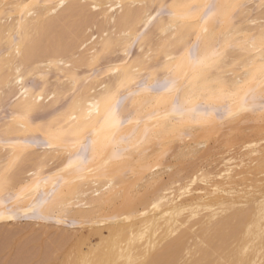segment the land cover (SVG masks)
<instances>
[{
    "label": "bare ground",
    "instance_id": "bare-ground-1",
    "mask_svg": "<svg viewBox=\"0 0 264 264\" xmlns=\"http://www.w3.org/2000/svg\"><path fill=\"white\" fill-rule=\"evenodd\" d=\"M212 2H228L238 6L234 10L230 23L219 22L218 16H211L206 22L197 17L164 32L161 31V23L167 24L169 18L163 17L162 21H157L155 25L150 26V31L141 42L131 43L135 39L137 31L143 30L141 23L145 19V13L153 4L184 3L203 6ZM26 5L29 7L26 8ZM30 11L34 15H29ZM91 29H94L95 32H91ZM88 32L92 34L89 33V35ZM125 33H131V37H125ZM262 33H264V0H0V109L5 106L4 102L7 101H9L10 108V112L8 111L10 114L7 112L8 118L2 122V119L0 120V141H13L21 138L11 116L25 103H31L32 98L42 90L45 94L42 103L46 108L48 106V111L53 109L49 108L50 106L55 108L62 97L65 99L66 94L69 95L73 91H75L77 99L83 98L91 102L99 99L106 87L115 88L120 80L125 78V74L133 68L140 70L137 78L144 74L158 80L170 77L172 73L168 69L175 61L170 63L168 56L179 57L194 47H198L201 56L211 55L214 51L220 52V56L216 63L210 67L202 68L191 67L185 57V71L202 72L207 77V82L220 81L231 91L237 92L235 102L229 101L232 110L235 111L243 96L239 84L246 79L245 73L249 71L253 62L259 63L258 46ZM253 39L256 40V48L252 47ZM106 41H120L121 46L118 49L113 48L111 51H105ZM124 45H130L128 55H124ZM134 45H137L136 53L132 52ZM142 48L143 51H141ZM17 49H19V53ZM119 51L123 56L121 54L120 57V54L119 56L116 54ZM93 54L97 57L94 64L92 63ZM108 54L110 55L108 56ZM113 54L117 55V57L114 56L116 59ZM105 59L110 61L106 62V60L105 63ZM61 60L64 61L63 64L59 63ZM69 64L71 68L68 67ZM73 76L76 78V82L70 83V78ZM31 78L34 80H30ZM52 81L54 82L52 83ZM50 83L52 87L49 86ZM129 88L134 89V85H129ZM121 92L126 95L124 89H121ZM54 94L55 99L50 102L48 97ZM60 96L62 97L60 98ZM144 99L145 95L142 94L128 99L122 105V115L131 111L133 123H126L123 128L119 129L115 140L111 143L102 141L98 145L94 159L89 165L94 169L92 176L86 180L78 181L71 191L67 187L61 189L67 193L68 198L67 207L63 213V219L67 221V224H57V227L68 229L71 226L72 230L77 231L89 229V234L83 236L80 232L82 237H79L78 233L74 231L77 233L75 234L78 238L76 240V236L72 235V230L65 231L64 238L70 239L75 236L74 239L78 242H76V247L73 244L72 254L67 258L63 255L65 259L61 258L60 263L78 264V262L87 260L91 264H128L129 256L136 258L147 253L156 264H218L223 261H227L228 264H232V262L235 264H264V200L262 197H259L260 202L256 200L258 198L256 197V202L253 201V204L250 205L251 203L240 202L241 198L237 202V199L232 195L234 200L231 198L230 201L232 204L236 201L239 206L234 203L233 207H229L232 206L229 204L227 205L228 210L222 211L221 207L217 206L222 199L220 198V203L217 202L218 200L215 201L217 202L215 207H218L216 209L212 204L214 203L212 195L194 198L187 192L188 190H185L179 194L177 201H167L158 194L157 199L161 198L158 201L156 199L158 203H154L155 207L152 206L154 204H148V206L146 203L144 205L146 209L143 215H147L144 217L141 215L143 218L140 217L142 222L140 227H135L133 218H131L142 197L147 195L148 186H154L155 183L162 181L160 180L163 178L162 174L175 167L172 162L176 161H170L167 156L172 155L175 160L176 157L185 159L187 156L198 159L199 154L205 156L210 154V147L208 148L207 144L211 138L216 139L220 129L223 132H220L217 138L220 139L221 136L226 135V140H224L225 137L222 140L225 141L224 145L227 146V149L235 147L238 140L241 142L247 140V145L253 148V142L249 141L250 131H253L252 133L255 135H261L264 133V125L252 126L255 128L258 126V128L251 130L250 127L253 123L248 120L251 118L250 120L264 121V114L257 110L241 112L235 119L228 118L226 114L224 119L214 116L212 123L208 125L196 122L185 123L182 136L177 134L157 138L155 131L159 126L168 125L170 127L179 118L173 119L171 116L167 120L160 118L165 113L172 111L171 96L168 93H164L160 97L165 102L158 105L155 104L157 99L155 96L149 98L152 102L148 104L143 103ZM57 106V109L53 110V115L61 124L67 126L80 122L82 113L79 110H73L71 100L67 99L66 104ZM217 106L221 107L222 105L218 104ZM73 116L76 117V120L72 119ZM96 119V115L93 114L92 121L95 122ZM243 119L247 120L250 127L244 124L246 120L242 122L243 125L240 124ZM136 120L140 121L139 125L135 123ZM258 122L260 123V121ZM224 125L226 128L231 127L232 129H225ZM241 125L242 127L248 126L247 136L246 134H244L245 136L243 134L236 135V130L237 132L239 130V133L248 130L247 128L240 129L238 126ZM145 129L150 130L147 137H145ZM227 130L231 131L228 132L230 134L227 133ZM215 133L217 136L212 137ZM231 133L239 136L236 138ZM241 135L243 136L239 139ZM121 137H132L131 144L141 140L143 143L139 148L131 147L130 144L117 143ZM222 140L220 139V141ZM223 146L221 144L218 148ZM34 147L17 146L16 153L20 159L12 173V180L16 190L25 185H34L39 181L41 187L36 195H40L50 191L54 181L63 183L56 173L60 168H63L66 160L63 155H58L52 149L42 146L37 150ZM126 148L127 151H125ZM4 152L5 154H3ZM11 154L12 149L0 143V167ZM247 155H249L248 159ZM206 158L208 157L206 156ZM258 159L262 160L256 162ZM249 161L260 163V173L261 169L264 171V146L252 151L251 154H245L238 158L235 162L237 166L234 165L231 171L248 164ZM50 162L51 165H49ZM53 163L56 166L52 167ZM251 164L248 166L252 167ZM244 168L245 171L246 167ZM259 169L257 170L259 171ZM181 170L178 169V172ZM242 171L239 172L242 173ZM258 171L254 174L256 175ZM233 175H228V178L232 176V185L236 182L234 179L236 176L233 177ZM242 176L237 175V178ZM49 177L52 179L49 180ZM45 180H48L47 185L44 184ZM246 180L243 182L246 183ZM254 181L253 183L256 182ZM229 182L228 179V184ZM232 185L230 184V186ZM239 185L234 187L240 188ZM243 185L241 184V187ZM248 185H250L249 182ZM261 186L257 185L256 188ZM142 187H145L144 191H142ZM245 187L246 185H244V189ZM157 188H162L161 182L158 183ZM227 192L224 191L220 194L227 195ZM242 192L241 194H243ZM244 194L247 195V192ZM218 195L217 198L220 196ZM250 195L252 197L253 193L251 192ZM159 200L164 202L159 203ZM222 204L219 206H223ZM162 205L165 206L162 207ZM45 221L37 219L32 224L45 225ZM46 228H43L42 231L46 232ZM105 229L108 234L104 233ZM92 231L101 235L100 243L97 246L91 243ZM142 232L144 233L143 239H139ZM157 232H160L161 235ZM69 234L72 236L70 237ZM67 236L69 237L67 238ZM63 237L61 236L62 240ZM134 237L137 238L134 239ZM71 241L73 240L71 239ZM130 241L133 243L130 244ZM10 248L12 249V247ZM68 252L70 253V251ZM68 252L67 254H69ZM27 257L29 258V255ZM44 258L46 259V256ZM39 259L41 260V257Z\"/></svg>",
    "mask_w": 264,
    "mask_h": 264
},
{
    "label": "snow or ice",
    "instance_id": "snow-or-ice-1",
    "mask_svg": "<svg viewBox=\"0 0 264 264\" xmlns=\"http://www.w3.org/2000/svg\"><path fill=\"white\" fill-rule=\"evenodd\" d=\"M25 7L29 6L26 5ZM236 7L238 6L228 2H212L203 6L184 3L153 4L145 13V19L141 23L143 30L137 31L135 39L131 43L141 42L150 31V26L155 25L157 21H162L163 17L169 18L167 24L161 23V31L167 32L176 25L197 17L206 22L211 16H218L219 22L230 23ZM29 15H34V13L30 11ZM124 36L130 38L131 33H125ZM120 46V41H106L104 48L105 51H111ZM129 46L124 45V55H128ZM252 47H257L255 39L252 41ZM258 51L260 52L259 63L253 62L249 71L245 73L246 79L239 84L243 96L235 111L232 110L229 101L235 102L237 92L231 91L220 81L207 82V77L202 72L185 71V57L193 68L210 67L217 62L220 52L214 51L211 55L201 56L198 47L189 49L187 53L181 54L179 57L169 55L168 61L170 63L175 61V63L168 69L172 75L164 80L153 79L147 74L137 78L140 70L133 68L125 74V78L120 80L115 88L106 87L99 99L91 102L83 98L77 99L75 91H73L67 99L72 101L73 110H79L82 113L80 122L73 125L61 124L52 111H46V107L42 103L45 99L42 90L41 93L32 98L31 103H25L11 116L21 138L13 141H0L12 149L11 156L0 167V220H13L24 215L41 220L55 218L58 223H62L68 198L67 193L61 189L67 187L71 191L78 181L86 180L92 176L94 169L89 165L94 159L98 145L102 141L111 143L115 140L119 129L123 128L126 123H133L131 111L123 115L121 113V107L128 99L144 94L143 103L148 104L152 102L149 98L155 96L157 97L155 104L158 105L165 102L160 99L164 93L171 96L172 111L165 113L160 118L167 120L171 116L173 119L178 117L179 120L170 127L168 125L159 126L158 130L155 131L157 138L177 134L182 136L185 123L196 122L208 125L212 123L214 116L224 119L226 114L228 118L235 119L241 112L257 110L264 114V33L259 37ZM17 52L19 53V49ZM96 59V55L93 54V64ZM59 63L63 64L64 61L61 60ZM68 67L71 68V65L69 64ZM75 82L76 78L71 77L70 83ZM129 85H134V89L129 88ZM121 89L125 90L126 95L121 92ZM173 93L175 95H172ZM54 99L55 94L48 97L50 102ZM218 104L222 106L218 107ZM93 114L97 117L95 122L92 121ZM72 119L76 120V117L73 116ZM135 123L139 125L140 121L136 120ZM149 131V129H145V137ZM131 141L132 137H121L117 143L130 144L131 147L135 148H139L143 143L141 140L131 144ZM18 145L25 148L43 146L56 151L58 155H63L66 163L56 173L63 183L54 181L51 190L40 195H36L41 187L39 181L34 185H25L16 190L12 173L20 159L16 153ZM127 150L126 148L125 151ZM48 179L51 180L52 178L49 177ZM47 183L48 180H45L44 184L47 185ZM221 210L227 211L228 206H221ZM143 236L144 233L142 232L138 238L143 239ZM129 243L131 244L133 241ZM42 264H57V262H42ZM78 264H91V262L85 260L78 262ZM128 264H156V262L145 253L136 258L129 256ZM218 264H228V262L223 261L218 262Z\"/></svg>",
    "mask_w": 264,
    "mask_h": 264
},
{
    "label": "rangeland",
    "instance_id": "rangeland-1",
    "mask_svg": "<svg viewBox=\"0 0 264 264\" xmlns=\"http://www.w3.org/2000/svg\"><path fill=\"white\" fill-rule=\"evenodd\" d=\"M94 29H96V28H94ZM94 29L92 30H90L91 32L93 31V32H95L94 31ZM90 32H88V34H89ZM90 34H92V33H90ZM89 34V35H90ZM89 35H87V36H89ZM137 47V45L135 46L134 45V48L132 49L133 51V53L135 52L136 53V51H135V48ZM137 50V54H138V52H139V50H138V48L136 49ZM118 52V51H117ZM116 52V54H118V56H119V54H120V57H121V52L119 51V53H117ZM115 53V52H114ZM132 53V54H133ZM115 54V55H116ZM136 54V55H137ZM110 54H108V56H109ZM114 54H113V57L115 56ZM134 56H135V54H133ZM111 56H112V54H111ZM122 56H123V54H122ZM115 57H117V55L115 56ZM114 57V58H115ZM111 58V57H110ZM114 58H111V59H114ZM116 59V58H115ZM107 60V61H106ZM108 62V61H110V60H108V59H105L104 60V62ZM103 61H102V64L104 63ZM105 62V63H106ZM84 69H87V67H84ZM83 69V70H84ZM81 70H82V68H81ZM89 70V69H88ZM87 70V71H88ZM87 71H85V72H87ZM90 71V70H89ZM88 71V72H89ZM87 72V73H88ZM91 72V71H90ZM82 73H84L83 71H82ZM30 80H34L33 78H31ZM29 80V81H30ZM37 80V79H36ZM35 80V81H36ZM32 81H30V82H32ZM34 81V82H35ZM38 81V80H37ZM36 81V82H37ZM39 82V81H38ZM54 81H52V83H53ZM32 84H33V82H32ZM51 84V83H50ZM49 84V86L50 87H52V84L50 85ZM66 87V86H65ZM70 91V90H69ZM71 92V91H70ZM69 92V93H70ZM67 93V92H66ZM72 93V92H71ZM67 96H68V93L66 94V97H65V99H63V97L62 96H60V98L62 97V99H61V101L59 100L58 101V106L57 105H55V108H54V106L53 107H49V108H53V109H49V110H51L52 112H53V110L54 109H57L56 108V106L57 107H60L62 104L64 105V103L66 104V101H67ZM59 98V99H60ZM8 99V98H7ZM6 99V100H7ZM9 100V99H8ZM65 100V101H64ZM64 101V102H63ZM8 102L9 101H7V102H4V105L5 106H3L1 109H0V120H1V122L2 121H5V119L6 118H8V115L10 114L9 112H10V108H9V105H8ZM60 102V103H59ZM60 105V106H59ZM46 107V106H45ZM6 109V110H5ZM47 110L46 111H48V106H47V108H46ZM2 111H4V112H2ZM9 111V112H8ZM55 111V110H54ZM6 112V113H5ZM7 112L9 113V114H7ZM6 114V115H5ZM6 116V117H5ZM4 119V120H3ZM247 119V118H246ZM245 119V120H246ZM249 119V118H248ZM247 119V120H248ZM251 119V118H250ZM248 120V122H251V123H253V125L251 124V127L249 126L250 124L249 123H247V120H246V123L244 122L245 120L243 119L242 121H241V123L240 124H242V122H244V124H249L248 126L251 128V130H252V128H255L256 126L255 125H258V126H261V125H264V121L263 120ZM253 121V122H252ZM254 121H256V122H254ZM258 121H260V123L258 122ZM232 125V124H231ZM235 125H236V123H235ZM243 125V124H242ZM242 125L241 126H238V127H240V129L242 128V130H245L244 128H247L248 129V126L247 125H245V126H243L242 127ZM225 126V125H224ZM229 126H230V124H229ZM252 126H255V127H252ZM258 126H257V128H258ZM235 127H237V126H235ZM223 128V127H222ZM225 129H232L231 127H227L226 128V126L224 127ZM257 128H255L256 130H257ZM225 129H224V132H225ZM237 129H239V128H237ZM228 131L227 130V133L228 132H231V131ZM234 130V129H233ZM254 130V129H253ZM246 131V132H245ZM245 131H243L242 133H239V130H238V132H237V130L235 131L236 132V135L237 134H246V133H249V129L248 130H245ZM220 132H223L221 129H220ZM220 132H219V135H220ZM234 132V131H233ZM234 132V133H235ZM240 132H241V130H240ZM253 131H250V134L249 135H251L250 137H249V141H252L253 142V148H250V146L249 145H247V140H245L244 142H241V141H239L238 139V141H236L235 143V147H233V148H228L227 149V146L226 145H224L225 144V141L224 140H226V138L227 137H225V139L224 140H222L224 137H220V139L222 140V141H220V139H218L217 137L219 136H217V134L215 133L212 137H214V136H217L216 137V139L215 138H211L210 139V141H209V144H207L208 145V148H209V153L210 154H207L206 156L208 157V158H206V156L205 155H201V154H199L198 156L197 155H195V156H197L198 157V159L197 158H195L194 157V159L193 158H191V156H187V157H189L188 159H187V157H185V159L182 157V158H177L176 157V160L173 158V156L171 157L169 154V156H167L169 159H170V161H176V162H172L174 165H175V167H173L171 170L169 169V170H167L164 174H162V177L163 178H161L160 180H162V181H160L161 182V184H162V188H157V185H158V183H160V182H158L157 184L155 183V185L154 186H152V185H149L148 186V188H147V191H148V193H147V195L146 196H144V197H142V199H141V202L140 203H138V205H137V207L135 208V210H134V214L131 216V218H133V221H134V223H135V227H140L141 226V224H142V222H141V219H140V217H141V215H143V212H144V210L146 209V206H144L146 203H147V205L148 204H156V202L158 201V199H160V198H158L157 199V196H159V195H162V198L164 197L167 201H177L178 200V198H179V194L182 192V191H185V190H188L187 192L190 194V195H193L194 196V198L195 197H203V196H208V195H212L211 197H212V199H214V203H212L213 204V206L215 207V205L217 204V202L218 203H220V198L222 199V201H221V203L220 204H222V205H225L226 203V205H229V204H232V202L230 201L231 200V198L234 200V198L235 199H237V202L240 200V198H241V200H240V202H244V204L246 203H248V204H250V205H252L253 204V201L254 202H256V200L257 201H261V199H259V197L261 198L262 197V200H264V171H263V169H261L262 171H261V173H260V169H259V167L261 166V164L260 163H253V161L251 162V161H249L248 162V164L246 163V164H244V165H242L241 167H239L240 168V170H239V168H234V170L233 171H231V169H232V167L235 165V167L237 166L236 165V161H237V159L238 158H241L243 155H245V154H251L252 153V151H255V150H257L258 148H260V147H262V146H264V133L263 134H261V135H255V134H253L252 133ZM255 132V131H254ZM218 133V132H217ZM226 133V132H225ZM234 133H231V134H234ZM252 133V134H251ZM228 134H230V133H228ZM235 134H234V137H238V136H236ZM243 135H241L240 137H239V139L243 136ZM248 134H246V136H247ZM227 136H229V135H227ZM232 136V135H231ZM245 136V135H244ZM234 137H231L232 139L234 138ZM229 138V137H228ZM218 139V140H217ZM235 139V138H234ZM236 140V139H235ZM219 141V142H218ZM215 142V143H214ZM216 144V145H215ZM222 144V146L223 147H220V149L218 148V146L219 145H221ZM218 145V146H217ZM217 149H213L214 147ZM226 146V147H225ZM42 146H40V147H38V146H35L34 148H37V150H39L38 148H41ZM222 148H224L223 150H222ZM206 149H207V146H206ZM212 149V150H211ZM214 150V151H213ZM172 152V151H171ZM171 152H170V154H171ZM248 152H250V153H248ZM208 153V152H207ZM213 153V154H212ZM216 153V154H215ZM3 154H5V152L3 153ZM194 156V155H193ZM192 156V157H193ZM200 156V157H199ZM202 156V157H201ZM204 156V157H203ZM211 156V157H210ZM247 157V159L249 158V155H247L246 156ZM191 158V159H190ZM177 159H179V160H177ZM196 160V161H195ZM262 159H258V161H256V162H260ZM55 163V162H54ZM53 163V165H52V167L57 163H55L54 164ZM251 163H253V164H251ZM52 163L50 162L49 163V165H51ZM252 165V167H250V166H248V165ZM257 164H258V166H257ZM260 164V165H259ZM247 165V166H246ZM56 166V165H55ZM244 167H246V170L244 171ZM248 167V168H247ZM49 168H51V166H49ZM244 168V169H243ZM251 168H253L252 169V171H251ZM261 168V167H260ZM178 169H182L181 170V172H178ZM256 169V170H255ZM257 169H259V171L257 170ZM243 170V171H242ZM255 170V171H254ZM168 171H169V173H168ZM171 171V172H170ZM230 171V172H229ZM239 171H242V173L244 174H242L241 172H239ZM250 171V172H249ZM256 171H258V175L256 174H254V173H256ZM230 174H229V173ZM237 172H238V174H237ZM245 172H247V173H245ZM233 173H234V175H233ZM239 173H241V175H239ZM250 173V174H249ZM260 173V174H259ZM233 175V177L234 176H236V178L234 177V179H235V183H234V185H232L233 184V180H232V176L230 177V178H228L229 176L228 175ZM238 176H242V177H238L237 178V175ZM25 175V174H24ZM27 175H30V173H27ZM250 175V176H249ZM28 177V176H27ZM242 178V179H241ZM245 178V179H244ZM256 179L255 181L253 180V179ZM259 178H260V181H259ZM228 179L230 180V182H229V184H228ZM236 179H239L238 181L236 180ZM246 179H248V180H246ZM257 179H258V182H260V183H258L257 182ZM240 180H241V182H240ZM247 181L246 183H244L243 181ZM250 180V181H249ZM261 180H263V181H261ZM251 181H252V183H251ZM253 181L255 182V183H253ZM240 182V183H239ZM248 182H249V184L250 185H248ZM258 183V184H257ZM230 184L232 185V186H230ZM240 184V185H239ZM241 184H244V185H246V187H245V189H244V185L241 187ZM237 186V185H239L240 186V188L239 187H234V186ZM261 186L260 188H256V186ZM250 186V187H249ZM145 187H147V185H145ZM145 187L143 188L142 187V191H144L145 190ZM228 187H230L229 189H231V191H228L229 189H228ZM232 187H233V190H232ZM252 187V188H251ZM255 190H254V189ZM234 189H236V190H234ZM243 189H244V191H243ZM225 191V193L227 192V195L225 196L224 194H220L221 192H224ZM227 190V191H226ZM243 191L242 193L243 194H241V192H238V191ZM233 191H235V192H233ZM237 192V193H236ZM247 192V195H245L244 193H246ZM249 192H250V194H251V192L253 193V196L251 197V195L249 194ZM258 194H256V193ZM159 194V195H158ZM188 194V195H189ZM220 196H219V195ZM241 194V195H240ZM214 195V196H213ZM217 195L219 196V198H217ZM234 196V198H233V196ZM257 195V196H256ZM215 196H216V198H215ZM249 197V198H247V197ZM192 197V196H191ZM214 197V198H213ZM226 197H227V199L230 197V199H226ZM244 197V199L245 198H247V199H242ZM256 197H258L257 199H256ZM225 198V199H224ZM156 199H157V201H156ZM216 199V200H215ZM239 199V200H238ZM251 200V201H249V200ZM256 199V200H255ZM218 200V201H217ZM220 200V201H219ZM226 200V201H225ZM160 202L159 203H163V202H161V200H159ZM215 201H217V202H215ZM229 203H228V202ZM226 202V203H225ZM237 202L235 201V202H233V204L235 203L236 205H237ZM158 203V202H157ZM258 203V202H257ZM154 204V205H155ZM164 204H166V203H164ZM219 204V205H220ZM233 204H232V206L230 205L229 207H233ZM244 204H242L243 206H244ZM218 204H217V206L218 207H221V206H219ZM236 205H234V206H236ZM249 205V206H250ZM149 206V205H148ZM153 206V205H152ZM163 206H165V205H162V207ZM216 206V207H217ZM237 206H239V204L237 205ZM240 206H241V204H240ZM246 207H247V205H245ZM215 207V208H216ZM217 207V208H218ZM216 208V209H217ZM144 215H147V214H144ZM144 215H143V217H144ZM143 217H141V218H143ZM37 220V218H34V217H31V216H24V215H21V216H19V217H17L16 219H13V220H0V264H39L40 262H51V261H55V262H57V264H59L60 263V260H61V258L63 259H65V257L64 256H66V258L68 257V256H70L71 254H72V252H73V249H72V247H76L77 246V244H76V242H78V241H76L78 238H77V235H75V234H77L78 233V235H79V237H82V236H80V234L81 235H83V236H87L88 234H89V229L87 230V229H83V231H81L80 229L77 231V230H72L71 228V226L68 228V229H65V228H63V227H57V224H67L66 222L67 221H65L64 219H63V222L62 223H58L57 222V220L55 219V218H53V219H45L46 221H45V225H42V224H32V223H34L35 221ZM33 221V222H32ZM47 228H46V227ZM32 228V229H30V228ZM43 228H46V230L48 231V233H47V231L46 232H43L42 230H44ZM196 228H197V226H196ZM28 229H30V230H28ZM24 230V231H23ZM27 230V231H26ZM68 230H72L73 231V233H72V235H75L76 236V240L74 239L75 238V236L74 237H71L70 236V234H69V236L71 237L70 239L68 238L69 236H67V238L68 239H66V238H64L65 236H66V234H64V232L65 231H68ZM87 230V231H86ZM77 232V233H75V232ZM54 232V233H53ZM81 232V233H80ZM86 232H88V233H86ZM44 233H46V234H44ZM51 233V234H50ZM61 233H63L62 235H60ZM66 233V232H65ZM69 233H70V231H69ZM80 233V234H79ZM82 233H84V234H82ZM85 233H86V235H85ZM104 233L105 234H108V231H107V229H105L104 230ZM16 234V235H15ZM68 234V233H67ZM157 234H160V232H157ZM49 235V236H48ZM161 235V234H160ZM58 236V237H57ZM61 236L63 237V240H64V242H63V240H62V238H61ZM29 237V238H28ZM35 237V238H34ZM10 239V240H9ZM33 241H32V240ZM35 239V240H34ZM51 239V240H50ZM66 239V240H65ZM71 239L73 240V241H71ZM90 240H91V243H92V245H94V246H97L99 243H100V240H101V235L100 234H98V233H95V232H91V237H90ZM54 242V243H53ZM73 242V243H72ZM49 243V244H48ZM64 243V244H63ZM71 244V245H70ZM73 244H75L74 246H73ZM49 245V246H48ZM44 246V247H43ZM63 246V247H62ZM10 247H12V249L10 248ZM37 247V248H36ZM10 248V249H9ZM36 248V249H35ZM45 249V250H44ZM67 249V250H66ZM28 250V251H27ZM42 250V251H41ZM72 250V251H71ZM40 251V253H38ZM68 251H70V253L68 252ZM13 252V253H12ZM65 252V253H64ZM67 252L69 253V254H67ZM63 253V254H62ZM45 254V255H44ZM29 255V258L27 257ZM32 255H33V257H32ZM37 255H39L40 257H41V260L39 259L40 257L39 256H37ZM64 255V256H63ZM30 256H31V258H30ZM46 256V259L44 258ZM26 258V259H25ZM38 258V259H37ZM44 258V259H43ZM29 259H31V260H29ZM37 259V260H36ZM50 261H49V260ZM44 260V261H43ZM45 260H47V261H45ZM17 261V262H16ZM23 261V262H22ZM35 263H34V262ZM62 261V260H61ZM19 262V263H18ZM21 262V263H20ZM61 264V263H60Z\"/></svg>",
    "mask_w": 264,
    "mask_h": 264
}]
</instances>
